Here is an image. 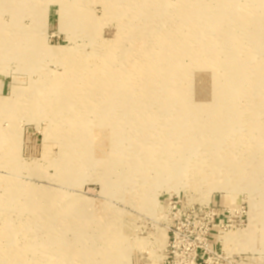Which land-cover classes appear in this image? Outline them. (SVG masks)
<instances>
[{
  "label": "rangeland",
  "instance_id": "374dc122",
  "mask_svg": "<svg viewBox=\"0 0 264 264\" xmlns=\"http://www.w3.org/2000/svg\"><path fill=\"white\" fill-rule=\"evenodd\" d=\"M180 214L264 264V0H0V264H172Z\"/></svg>",
  "mask_w": 264,
  "mask_h": 264
},
{
  "label": "built area",
  "instance_id": "2783aa9c",
  "mask_svg": "<svg viewBox=\"0 0 264 264\" xmlns=\"http://www.w3.org/2000/svg\"><path fill=\"white\" fill-rule=\"evenodd\" d=\"M183 221H187V216L183 214L175 215L168 228L170 237L165 253L168 254L172 264H194V261H196V254H190L188 250L192 242L186 233L183 232Z\"/></svg>",
  "mask_w": 264,
  "mask_h": 264
},
{
  "label": "bare ground",
  "instance_id": "6f19581e",
  "mask_svg": "<svg viewBox=\"0 0 264 264\" xmlns=\"http://www.w3.org/2000/svg\"><path fill=\"white\" fill-rule=\"evenodd\" d=\"M262 7H263V6H262ZM111 46H112V45H111ZM210 48L214 49V47H210ZM110 50H111V49H110ZM111 51H112V50H111ZM150 52H151V51H150ZM150 54H151V53H150ZM160 55H161V54H160ZM144 57H145V56H144ZM153 59H154V58H153ZM149 60H150V59H149ZM150 64H151V63H150ZM135 73H136V72H135ZM123 76H124V75H123ZM123 82H124V81H123ZM114 85H115V84H114ZM121 85H122V84H121ZM122 86H123V85H122ZM204 89H206V88H205V85H204V86H201L200 90L203 91ZM201 91H200V92H201ZM63 92H64V91H63ZM184 107H185V106H184ZM204 140H205V139H204ZM123 256H124V255H123Z\"/></svg>",
  "mask_w": 264,
  "mask_h": 264
}]
</instances>
